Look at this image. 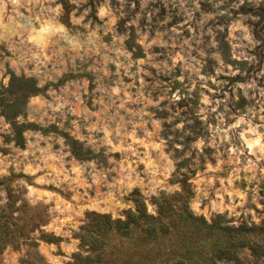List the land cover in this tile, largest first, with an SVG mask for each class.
<instances>
[{"label": "rangeland", "instance_id": "374dc122", "mask_svg": "<svg viewBox=\"0 0 264 264\" xmlns=\"http://www.w3.org/2000/svg\"><path fill=\"white\" fill-rule=\"evenodd\" d=\"M8 116L32 125L24 148ZM134 192L153 214L263 223L264 0H0V264L69 263ZM185 234L191 261L233 238ZM239 238L241 264H264V235Z\"/></svg>", "mask_w": 264, "mask_h": 264}, {"label": "trees", "instance_id": "16d2710c", "mask_svg": "<svg viewBox=\"0 0 264 264\" xmlns=\"http://www.w3.org/2000/svg\"><path fill=\"white\" fill-rule=\"evenodd\" d=\"M13 79L17 77L13 76L12 81ZM37 92L38 89L33 87L29 95ZM9 118L12 120L16 145L24 148L25 132L32 125L27 126L12 117ZM70 145L78 159L91 158L90 151L83 152L80 144L72 138ZM180 196L182 194L174 195L172 198L176 199ZM131 197L135 208L127 210L125 219H113L107 214L95 215L94 225L84 227L80 236L82 245L86 247L85 252L74 254L73 260L67 264H217L219 260L241 264L237 252L246 245H241L239 236L250 233L264 235V220L260 226L252 227L223 226L218 220L209 223L204 217L196 216L188 207V203L183 208H176L165 202L158 205V213L153 214L149 212L141 193L134 192ZM175 201L176 204H180V201ZM217 231L232 234L233 238L225 245L215 243L217 249L211 256L191 261V252L188 251H194L197 244H191L194 238L187 236L185 232L192 235L203 233L214 236ZM110 234L123 239L124 243L119 246L108 245L105 237ZM47 236L42 235L40 240L47 243L60 241L54 235L50 238ZM132 241L134 243L130 245ZM37 245L38 243H35L30 246ZM180 249H185L186 253ZM249 249L255 258H264V242L254 241Z\"/></svg>", "mask_w": 264, "mask_h": 264}]
</instances>
